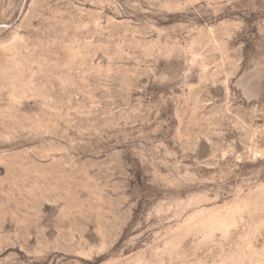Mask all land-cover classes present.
<instances>
[{
	"label": "rangeland",
	"instance_id": "obj_1",
	"mask_svg": "<svg viewBox=\"0 0 264 264\" xmlns=\"http://www.w3.org/2000/svg\"><path fill=\"white\" fill-rule=\"evenodd\" d=\"M0 264H264V0H0Z\"/></svg>",
	"mask_w": 264,
	"mask_h": 264
}]
</instances>
